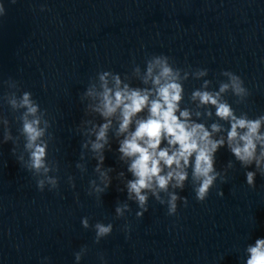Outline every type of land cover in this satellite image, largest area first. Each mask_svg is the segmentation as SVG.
I'll use <instances>...</instances> for the list:
<instances>
[{
  "label": "water",
  "instance_id": "1",
  "mask_svg": "<svg viewBox=\"0 0 264 264\" xmlns=\"http://www.w3.org/2000/svg\"><path fill=\"white\" fill-rule=\"evenodd\" d=\"M0 5V264H247L248 248L264 239V141H255L259 166L255 159L239 161L228 141L235 120L219 117L217 106L227 105L236 119H260L264 137V0ZM157 59L166 61L181 86L176 115L187 110L189 123L224 143L214 154L216 178L204 201L196 197L200 181L189 166L182 188L173 179L166 191L145 190L142 208L127 191L134 177L131 159L118 150L128 135L118 134L119 111L104 148L95 152L92 143L107 122L96 111L100 76L107 74L109 88L118 76L121 88L154 93L152 79L144 80ZM159 72L154 66L153 76ZM195 92L210 93L217 104L201 103ZM25 93L37 107L28 119L38 118L43 129L37 143L46 145L47 171L31 168L23 134ZM147 116V109L137 114L129 133ZM101 154V171L111 180L102 194L96 171ZM173 194L176 210L169 214ZM97 223L111 224L112 231L97 238Z\"/></svg>",
  "mask_w": 264,
  "mask_h": 264
},
{
  "label": "clouds",
  "instance_id": "2",
  "mask_svg": "<svg viewBox=\"0 0 264 264\" xmlns=\"http://www.w3.org/2000/svg\"><path fill=\"white\" fill-rule=\"evenodd\" d=\"M2 10V5H0ZM159 66L160 72L153 76L154 66ZM106 75H101V87L103 91L97 95L100 98L98 111L107 121L99 126L96 132L95 142L92 143V150L100 152L107 144V132L111 126V118L119 111L120 122L118 134L128 133L120 142L119 152L123 158L131 159L128 171L134 179L127 183L129 197L135 194L139 205L143 208L147 196L145 190L154 192L155 188L167 190L169 182L175 179L176 187H183V182L187 178L186 168L192 167L193 178L199 180V187L196 188V197L199 201H204L209 193V188L216 178L214 174V154L218 147L223 145V140L213 141L210 139V133L205 130L203 125L189 123V112L187 110L179 111V101L181 100V86L175 82L171 68L166 61L157 59L155 65L149 64L147 76L144 82L152 79L155 92L150 90L129 89L127 85L121 88L119 77H115V87L109 88ZM223 87H227L226 85ZM223 90V88H222ZM89 95H93L90 91ZM155 95V99L150 96ZM194 98L199 97L201 103L217 104V100L208 92H195ZM15 106V101L12 102ZM22 106L27 108L24 116L23 134L26 137V148L30 152L31 168L39 171L44 168V158L46 154V145L37 143L43 135V129L39 127V119L29 120L28 116H35L37 107L29 99V94L25 93ZM147 109L146 119L135 121V130L129 133V127L133 123L134 117ZM217 115L223 119L232 118L235 120L228 133L229 147L235 157L244 164H250L254 159L257 166L261 163V158L256 157V142L264 141V137L258 134L261 120L247 121L245 119H236L232 116L231 109L225 104L217 106ZM183 118V119H182ZM213 131H218V126H212ZM247 129L241 135L237 129ZM166 140L168 147L161 148L162 141ZM233 144L235 146H233ZM194 157V160L192 159ZM264 157V150L261 152ZM104 156L101 154L98 159L96 171L103 178V187L98 188L100 194L105 193L111 186V180L107 173L101 171V165L104 162ZM169 171L164 173V169ZM247 183H253L254 173L246 174ZM42 184V182H40ZM155 194V192H154ZM177 196L173 194L169 200V214L176 210L175 201ZM147 209H145L146 211ZM116 213L122 214L121 207L116 208ZM82 226L88 227L87 218H82ZM97 238L107 236L112 231V225L105 226L97 223ZM247 264H264V239H257L254 246L248 248ZM79 259V256H77Z\"/></svg>",
  "mask_w": 264,
  "mask_h": 264
}]
</instances>
